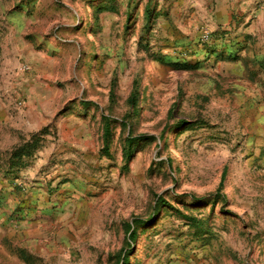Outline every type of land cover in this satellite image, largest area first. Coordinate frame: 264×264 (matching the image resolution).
I'll return each instance as SVG.
<instances>
[{"label": "rangeland", "instance_id": "374dc122", "mask_svg": "<svg viewBox=\"0 0 264 264\" xmlns=\"http://www.w3.org/2000/svg\"><path fill=\"white\" fill-rule=\"evenodd\" d=\"M0 177V264H264V0H0Z\"/></svg>", "mask_w": 264, "mask_h": 264}, {"label": "crops", "instance_id": "0c3cea01", "mask_svg": "<svg viewBox=\"0 0 264 264\" xmlns=\"http://www.w3.org/2000/svg\"><path fill=\"white\" fill-rule=\"evenodd\" d=\"M1 177H0V189H2L3 187H6L5 182L2 181ZM10 198H11V194L10 193L9 194L6 193V192H4L3 194L0 193V200H1L0 201V222L4 220V217L6 215V211H5L4 207L1 206L2 205V201L10 199Z\"/></svg>", "mask_w": 264, "mask_h": 264}, {"label": "trees", "instance_id": "16d2710c", "mask_svg": "<svg viewBox=\"0 0 264 264\" xmlns=\"http://www.w3.org/2000/svg\"><path fill=\"white\" fill-rule=\"evenodd\" d=\"M215 52H217V51H215V50H214L212 54H214ZM229 54H230V53H229ZM229 56H233V55H232V54H230ZM131 237H133V238H134V233H132V234H131ZM123 262L125 263V259L123 260Z\"/></svg>", "mask_w": 264, "mask_h": 264}, {"label": "built area", "instance_id": "2783aa9c", "mask_svg": "<svg viewBox=\"0 0 264 264\" xmlns=\"http://www.w3.org/2000/svg\"><path fill=\"white\" fill-rule=\"evenodd\" d=\"M205 38H206V39H208V35H207V36H205Z\"/></svg>", "mask_w": 264, "mask_h": 264}]
</instances>
